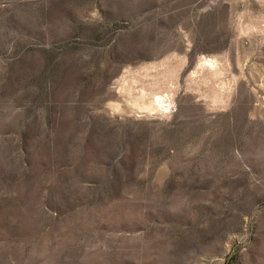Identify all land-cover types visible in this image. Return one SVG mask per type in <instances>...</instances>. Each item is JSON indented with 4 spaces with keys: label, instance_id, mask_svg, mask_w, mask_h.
<instances>
[{
    "label": "rangeland",
    "instance_id": "obj_1",
    "mask_svg": "<svg viewBox=\"0 0 264 264\" xmlns=\"http://www.w3.org/2000/svg\"><path fill=\"white\" fill-rule=\"evenodd\" d=\"M0 264H264V0H0Z\"/></svg>",
    "mask_w": 264,
    "mask_h": 264
},
{
    "label": "bare ground",
    "instance_id": "obj_2",
    "mask_svg": "<svg viewBox=\"0 0 264 264\" xmlns=\"http://www.w3.org/2000/svg\"><path fill=\"white\" fill-rule=\"evenodd\" d=\"M216 62L217 61L215 59H213V58H201L200 59V64L207 65V66L209 65V67L212 66V68L214 67ZM153 104L154 105L156 104L157 107H160L161 109H168V108H170L171 100H168L165 97V95H163V94L162 95L158 94V95H155V99L153 101Z\"/></svg>",
    "mask_w": 264,
    "mask_h": 264
}]
</instances>
